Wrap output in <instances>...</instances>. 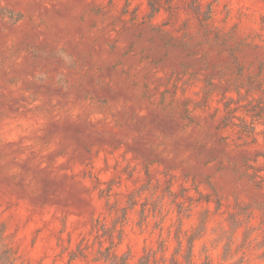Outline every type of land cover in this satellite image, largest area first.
Wrapping results in <instances>:
<instances>
[{"label": "rangeland", "instance_id": "374dc122", "mask_svg": "<svg viewBox=\"0 0 264 264\" xmlns=\"http://www.w3.org/2000/svg\"><path fill=\"white\" fill-rule=\"evenodd\" d=\"M118 207L135 258L209 210L197 261L264 264V0H0L15 262L104 264L69 251Z\"/></svg>", "mask_w": 264, "mask_h": 264}, {"label": "trees", "instance_id": "16d2710c", "mask_svg": "<svg viewBox=\"0 0 264 264\" xmlns=\"http://www.w3.org/2000/svg\"><path fill=\"white\" fill-rule=\"evenodd\" d=\"M135 203V197L132 198ZM134 205V204H133ZM112 206L109 214H112ZM118 216L112 226L104 219H97L92 225L89 235H83L77 249L69 251L70 260L85 258L91 261H99L104 264H214L207 248H204L203 257L196 260L194 252L196 240L202 238L208 230L209 210H205L198 224L190 231L183 227L182 219L175 231L176 246L169 250L168 240L161 238L157 245L145 244L142 252L136 258L131 250L120 252L118 247L124 239V225L128 220L127 208H116ZM122 210V213H121ZM183 210L178 212L182 214ZM143 218H147L145 210L142 211ZM162 228V227H161ZM108 243V244H106ZM98 244L96 247L95 245ZM0 264H17L11 250L7 247L3 230L0 228Z\"/></svg>", "mask_w": 264, "mask_h": 264}]
</instances>
